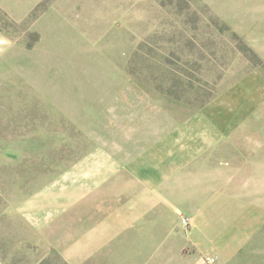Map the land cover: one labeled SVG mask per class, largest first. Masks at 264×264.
<instances>
[{"label":"rangeland","instance_id":"rangeland-1","mask_svg":"<svg viewBox=\"0 0 264 264\" xmlns=\"http://www.w3.org/2000/svg\"><path fill=\"white\" fill-rule=\"evenodd\" d=\"M0 49V264H155L149 225L64 257L129 161L189 149L264 196V0H0Z\"/></svg>","mask_w":264,"mask_h":264},{"label":"crops","instance_id":"crops-1","mask_svg":"<svg viewBox=\"0 0 264 264\" xmlns=\"http://www.w3.org/2000/svg\"><path fill=\"white\" fill-rule=\"evenodd\" d=\"M189 152L177 150L134 167L130 161L122 165L138 179L136 198L122 207V213L120 209L97 218L79 231L64 257L74 260L101 252L136 226L145 236L149 225L155 264H197L201 255L216 258V264H264V196L259 194V181L245 175L243 168L220 166L209 156ZM112 165L107 175L111 180L115 168L120 170L114 161ZM151 212L153 224L147 219ZM182 216L191 218L188 231Z\"/></svg>","mask_w":264,"mask_h":264},{"label":"built area","instance_id":"built-area-1","mask_svg":"<svg viewBox=\"0 0 264 264\" xmlns=\"http://www.w3.org/2000/svg\"><path fill=\"white\" fill-rule=\"evenodd\" d=\"M181 223L184 228L189 229L191 226V219L188 217H183ZM217 259L214 257H207V256H199L197 259V264H216Z\"/></svg>","mask_w":264,"mask_h":264},{"label":"clouds","instance_id":"clouds-1","mask_svg":"<svg viewBox=\"0 0 264 264\" xmlns=\"http://www.w3.org/2000/svg\"><path fill=\"white\" fill-rule=\"evenodd\" d=\"M4 51L5 49H0V54H3Z\"/></svg>","mask_w":264,"mask_h":264}]
</instances>
